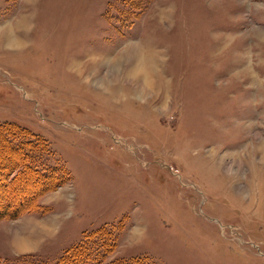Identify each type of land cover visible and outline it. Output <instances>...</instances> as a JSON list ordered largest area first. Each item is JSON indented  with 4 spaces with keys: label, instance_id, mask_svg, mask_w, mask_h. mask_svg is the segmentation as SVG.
Instances as JSON below:
<instances>
[{
    "label": "rangeland",
    "instance_id": "374dc122",
    "mask_svg": "<svg viewBox=\"0 0 264 264\" xmlns=\"http://www.w3.org/2000/svg\"><path fill=\"white\" fill-rule=\"evenodd\" d=\"M2 122L69 179L0 257L264 264V0H0Z\"/></svg>",
    "mask_w": 264,
    "mask_h": 264
},
{
    "label": "trees",
    "instance_id": "16d2710c",
    "mask_svg": "<svg viewBox=\"0 0 264 264\" xmlns=\"http://www.w3.org/2000/svg\"><path fill=\"white\" fill-rule=\"evenodd\" d=\"M44 150V141L25 127L0 123V220L43 213L44 205L39 199L69 179L61 166L46 167L40 163ZM111 230L97 227L82 231L79 240L64 248L51 262L23 254L0 257V264H134L132 259L106 260L115 245Z\"/></svg>",
    "mask_w": 264,
    "mask_h": 264
},
{
    "label": "bare ground",
    "instance_id": "6f19581e",
    "mask_svg": "<svg viewBox=\"0 0 264 264\" xmlns=\"http://www.w3.org/2000/svg\"><path fill=\"white\" fill-rule=\"evenodd\" d=\"M137 67H138V65H137ZM20 241V240H19Z\"/></svg>",
    "mask_w": 264,
    "mask_h": 264
}]
</instances>
